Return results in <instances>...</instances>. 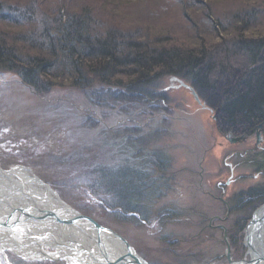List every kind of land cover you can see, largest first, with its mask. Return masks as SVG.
<instances>
[{
	"label": "rangeland",
	"instance_id": "rangeland-1",
	"mask_svg": "<svg viewBox=\"0 0 264 264\" xmlns=\"http://www.w3.org/2000/svg\"><path fill=\"white\" fill-rule=\"evenodd\" d=\"M51 1L41 0L45 8ZM182 1L70 2L73 9L88 4L96 14L97 8L105 11L117 29L139 30L140 38L152 42L199 41L212 49L238 35L264 37V20L233 34L210 29L204 17L207 9L222 17L251 6L264 10V0H188V6ZM188 16L198 26L193 35L185 27ZM234 57L239 70L244 60ZM171 79L156 82L158 98L149 104L116 99L118 88L96 80L86 89L56 81L42 93L13 73H1L0 165L33 170L72 209L120 235L148 264L239 262L247 258L245 230L264 205V144L257 143L258 130L222 126L212 103L198 95V105ZM120 173L134 177L129 185L138 197H117L126 187L115 180ZM6 257L7 264H63Z\"/></svg>",
	"mask_w": 264,
	"mask_h": 264
},
{
	"label": "trees",
	"instance_id": "trees-1",
	"mask_svg": "<svg viewBox=\"0 0 264 264\" xmlns=\"http://www.w3.org/2000/svg\"><path fill=\"white\" fill-rule=\"evenodd\" d=\"M24 1L0 0V74H15L33 91H49L56 81L86 89L96 80L118 88L122 94L112 93L116 99L138 98L139 103L152 104L158 98L156 82L178 78L214 105L221 125L230 131L251 133L264 124V37L238 35L240 39L212 49L199 41L196 46L152 42L140 38L139 30L117 29L109 13L97 8L96 14L88 4L73 9L71 0H52L45 8L41 0ZM205 11L210 29L226 33L246 32L254 21L264 20V10L253 6L226 17ZM186 19L189 35L195 34L198 26L189 16ZM233 56L244 60L239 70L233 66ZM118 177L115 180L126 187L116 191L117 197L123 201L138 197L139 190L129 185L134 177L121 173Z\"/></svg>",
	"mask_w": 264,
	"mask_h": 264
},
{
	"label": "bare ground",
	"instance_id": "bare-ground-1",
	"mask_svg": "<svg viewBox=\"0 0 264 264\" xmlns=\"http://www.w3.org/2000/svg\"><path fill=\"white\" fill-rule=\"evenodd\" d=\"M0 224V264H7L9 253L27 263L148 264L120 235L94 227L33 170L19 165H0ZM244 235L247 258L232 264H264V205Z\"/></svg>",
	"mask_w": 264,
	"mask_h": 264
},
{
	"label": "water",
	"instance_id": "water-1",
	"mask_svg": "<svg viewBox=\"0 0 264 264\" xmlns=\"http://www.w3.org/2000/svg\"><path fill=\"white\" fill-rule=\"evenodd\" d=\"M171 82H174V83H178V85L179 86H177V87H180V88H184V89H186V90H189L190 92H191V95H193V97H194V100L196 101V103L198 104V105H202V103H201V100H200V98L198 97V95L196 94V92H195V90L193 89V87H191V86H189V85H186L183 81H181L180 79H178V78H172L171 79ZM259 128L260 129H262L263 128V125H260L259 126ZM257 136H258V141H257V143L259 144L260 143V141H261V136H260V133H258L257 134ZM243 139L241 138V139H237V140H231L230 139V142L232 143V144H234V143H237V142H240V141H242ZM87 221H89L90 223H92V225L94 226V227H96V228H98V229H101V225L100 224H98L96 221H94V220H92V219H90V218H88V217H86V216H83ZM2 227H3V224H0ZM5 226H6V224H5ZM4 226V227H5ZM104 228V227H103ZM128 248H129V246H128ZM228 250H229V247H228ZM55 262V261H54ZM232 262H233V260H230L229 259V264H232Z\"/></svg>",
	"mask_w": 264,
	"mask_h": 264
},
{
	"label": "flooded vegetation",
	"instance_id": "flooded-vegetation-1",
	"mask_svg": "<svg viewBox=\"0 0 264 264\" xmlns=\"http://www.w3.org/2000/svg\"><path fill=\"white\" fill-rule=\"evenodd\" d=\"M257 130H258L257 132L260 133V136H261L260 145H262V144H264V126H263L262 129H260V128L258 127ZM229 170H231V171H230V172H231V176H230V178H231V177L233 178V177H234L235 170H233V168H232L231 165H229ZM232 178H231V179H232ZM230 181H231V180H230ZM231 182H233V181H231Z\"/></svg>",
	"mask_w": 264,
	"mask_h": 264
}]
</instances>
